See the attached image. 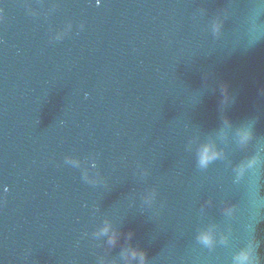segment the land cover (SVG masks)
<instances>
[{
	"label": "water",
	"instance_id": "1",
	"mask_svg": "<svg viewBox=\"0 0 264 264\" xmlns=\"http://www.w3.org/2000/svg\"><path fill=\"white\" fill-rule=\"evenodd\" d=\"M250 246L264 264V0H0V264Z\"/></svg>",
	"mask_w": 264,
	"mask_h": 264
},
{
	"label": "clouds",
	"instance_id": "2",
	"mask_svg": "<svg viewBox=\"0 0 264 264\" xmlns=\"http://www.w3.org/2000/svg\"><path fill=\"white\" fill-rule=\"evenodd\" d=\"M228 89L227 86H225V92L227 93ZM239 136L241 139V142L248 141L252 136V131L250 128L242 127L239 130ZM217 155L212 149L211 145H205L200 153V164L201 166H206L214 157ZM256 161L253 159L249 162L248 166H251L255 164ZM105 232L108 231V228L106 227L104 229ZM199 240L201 243L205 245H211L213 242V237L210 232H204L199 236ZM262 253H264V249L261 250ZM132 256L135 258L137 256L140 257L141 264H147L146 260V253L143 251H133ZM236 264H261V260L257 259L256 255L254 254V246H250L248 249L241 251L238 256L236 257Z\"/></svg>",
	"mask_w": 264,
	"mask_h": 264
}]
</instances>
